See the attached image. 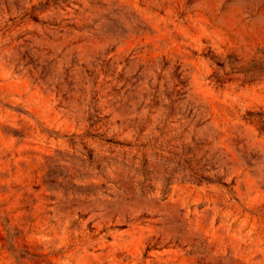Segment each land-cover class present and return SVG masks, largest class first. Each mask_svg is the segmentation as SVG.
I'll use <instances>...</instances> for the list:
<instances>
[{
    "label": "rangeland",
    "instance_id": "obj_1",
    "mask_svg": "<svg viewBox=\"0 0 264 264\" xmlns=\"http://www.w3.org/2000/svg\"><path fill=\"white\" fill-rule=\"evenodd\" d=\"M0 0V264H264V0Z\"/></svg>",
    "mask_w": 264,
    "mask_h": 264
},
{
    "label": "water",
    "instance_id": "obj_2",
    "mask_svg": "<svg viewBox=\"0 0 264 264\" xmlns=\"http://www.w3.org/2000/svg\"><path fill=\"white\" fill-rule=\"evenodd\" d=\"M237 2H238V0L235 1V3H237ZM259 18H260V20H261L262 22H264V14L260 15Z\"/></svg>",
    "mask_w": 264,
    "mask_h": 264
}]
</instances>
